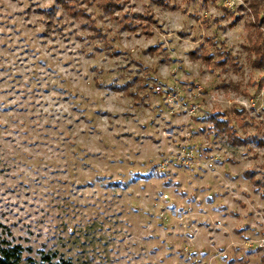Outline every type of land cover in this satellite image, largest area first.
<instances>
[{
	"label": "rangeland",
	"instance_id": "1",
	"mask_svg": "<svg viewBox=\"0 0 264 264\" xmlns=\"http://www.w3.org/2000/svg\"><path fill=\"white\" fill-rule=\"evenodd\" d=\"M56 1L0 0V239L26 264H261L264 199L243 174L264 181V150L207 118L263 137L264 0H117L152 36ZM204 42L209 66L191 57Z\"/></svg>",
	"mask_w": 264,
	"mask_h": 264
},
{
	"label": "trees",
	"instance_id": "2",
	"mask_svg": "<svg viewBox=\"0 0 264 264\" xmlns=\"http://www.w3.org/2000/svg\"><path fill=\"white\" fill-rule=\"evenodd\" d=\"M98 1V2H97ZM93 3V6H96L103 15L109 16L115 20H119L120 22L126 21L125 26H123L122 31H127L128 33H136L139 29L142 30V34L140 36H152L153 35V27L157 24L156 19L152 15H143L133 17L137 20L136 24L134 22H130V16L125 14L121 19L116 18L115 13L118 9H120V4L117 0H97ZM100 1V2H99ZM191 1V0H187ZM167 2V3H166ZM58 7L62 9L65 13H67L71 18L74 19H83L86 15L80 13V11L74 10L72 7V2L70 0H57L56 1ZM157 3L167 9L175 10V6L169 5V2L166 0H158ZM57 6L54 8L41 10V14L45 19H48L46 22L47 29L50 30V25H52L53 20L57 14L58 8ZM137 14H134L135 16ZM87 18V17H86ZM132 21V20H131ZM93 32H99V29L96 27L90 28ZM100 36V34L98 33ZM261 36V33H260ZM94 37V36H93ZM101 37V36H100ZM103 38V37H101ZM209 41V39H207ZM264 45V40L260 43L254 45V52H255V60L254 66L256 68H260L263 64L262 62V47ZM191 57L193 60H200L204 65H212L213 63V56L208 52L206 49V42L201 43L192 53ZM225 60L222 63H217L218 66H225ZM140 81L138 79H133L128 86L135 84V82ZM142 90L147 89V85L143 83L141 88ZM132 96L135 94L132 93ZM147 97V96H145ZM144 97V98H145ZM242 113V112H241ZM207 122L212 126L210 128L211 132L215 133V136L225 139L230 145L234 147H248L252 142H255L260 148L264 150V133L263 137L259 138L257 136L253 137H242L239 135L237 129L233 126V124L228 119H223L222 115L220 114H212L207 118ZM248 123H242L241 126H248ZM261 132V131H259ZM244 178H246L255 191L261 193V197L264 199V181H260V179L256 178L257 174L252 171L248 170L243 174ZM264 252V249L262 250ZM24 248L21 245H15L11 242L6 240L0 239V264H26L24 259ZM43 264H73L71 260L65 259H58L56 260L55 256L45 255L43 258ZM31 262V261H29ZM35 264V263H30ZM261 264H264V254L261 257Z\"/></svg>",
	"mask_w": 264,
	"mask_h": 264
},
{
	"label": "built area",
	"instance_id": "3",
	"mask_svg": "<svg viewBox=\"0 0 264 264\" xmlns=\"http://www.w3.org/2000/svg\"><path fill=\"white\" fill-rule=\"evenodd\" d=\"M155 89H156L157 91H161V87H160V86L155 87ZM170 101L173 102V99L170 100ZM195 109H196V108H194V109L192 110L191 113L195 112ZM190 155H191V154H190Z\"/></svg>",
	"mask_w": 264,
	"mask_h": 264
}]
</instances>
